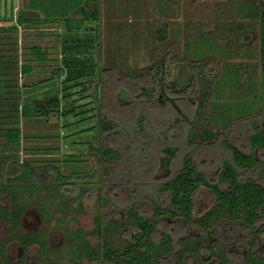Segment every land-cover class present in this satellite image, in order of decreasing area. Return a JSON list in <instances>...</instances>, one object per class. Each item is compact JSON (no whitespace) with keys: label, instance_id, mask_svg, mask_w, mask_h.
I'll return each instance as SVG.
<instances>
[{"label":"rangeland","instance_id":"374dc122","mask_svg":"<svg viewBox=\"0 0 264 264\" xmlns=\"http://www.w3.org/2000/svg\"><path fill=\"white\" fill-rule=\"evenodd\" d=\"M79 1L51 0L50 12L64 15L68 10L67 4L72 7ZM239 1L100 0L101 19L86 23L82 29L70 30L65 27L64 18L36 26H17L18 13L25 4H30V0H0V79L7 77L8 83L17 84L14 88H19L20 82L25 85L28 81L34 83L41 80L34 85L35 97L61 96L65 93L64 79L68 69L63 73L59 66L65 64V56L74 53L85 58V64L93 63L84 77L89 80L85 84L89 88L84 99L77 92L62 100L64 108L88 102L78 107V114L61 116V121L43 119L41 122L23 124L24 137L19 149L7 146L0 134V183L10 184L1 202L9 205L10 209H14L13 197L32 202L25 209L17 229H11L8 223L0 225V264H56L53 260L59 264H74L63 252L67 248L66 231L78 228L95 230V218L99 213L118 223V228L110 235V243L125 247L124 234L136 231L127 223L125 208L132 199H137L140 208L156 219L153 201L162 205L169 201L167 194L158 191L160 182L167 178V170L161 165L163 145L178 144L185 150L191 124H198L200 129L211 126L205 120L209 116L207 110H204L202 117L198 114V103L204 92L198 81H194L187 90L192 97L186 93L172 92L168 85L176 83L181 77L180 57L185 54L186 37L194 41L195 57L216 56L219 62L215 61L209 66L216 68L215 73L220 68L225 69L227 62L242 63L241 80L228 83V89L233 92L230 97L232 100L256 102L262 110L264 74L260 63L259 30L250 29L249 34L245 35L250 47H241L239 35L231 34V22L240 19ZM251 1L256 3V0ZM164 22L168 23L172 33L167 41L160 42L155 35V28ZM173 39L180 40V51L165 57L166 47ZM63 44L67 46L65 49L68 53L63 52ZM33 45H40L47 50L45 61L35 59L31 51ZM186 53L192 56L193 48ZM163 59L166 67L170 68L165 74L169 78L168 83L162 88L158 84L156 99L146 101L141 86L156 84L152 68ZM11 60L17 64L10 69L12 72L3 73L2 67L6 66L4 62ZM24 62H30L35 68L30 75L22 76L20 72V65ZM81 63L75 60L72 67L81 68ZM56 71L65 75L58 76ZM53 74L55 77H52ZM91 85L102 92L100 101ZM48 86L49 89L44 90ZM79 88H72L69 92ZM228 89L222 91L228 94ZM6 92L20 94L19 90L14 89ZM126 96L128 101L124 100ZM8 103L5 101L1 104L4 107L2 114H12ZM97 105L102 112L121 124L119 129L104 133L98 128L100 111L97 109L100 107L90 109ZM141 112L147 114L149 121L146 132L130 136L125 129L133 126ZM91 114L95 115L88 118ZM255 119L261 121L264 130L263 110L260 114L238 119L227 130L231 141L244 150L249 149V138L253 131L251 123ZM8 123H0V126ZM197 138L194 150L197 163L206 174L216 178L221 163L230 159L231 153L222 145L221 136L212 142L202 143L199 131ZM103 144L112 150H119L121 158L117 161L105 159L100 150ZM257 157L264 160V148L257 150ZM181 158L182 153L171 158V174L180 167ZM22 161H29L39 169V187L28 186L29 183L13 187L9 182L11 176L21 171L17 162ZM53 165L60 166L66 175H75L65 184L69 193L65 195L69 196V200L63 204H60L61 197L56 198L52 193L58 190L51 183L54 180ZM249 174L256 175V172H246L244 175ZM261 182L264 185V179ZM60 191L59 194L63 193ZM100 192L114 200L116 206L107 202L100 204L97 200ZM214 202L213 193L201 187L195 197L194 215L198 217L204 214ZM37 203L44 205L45 212L41 213ZM158 229L160 233L164 231L162 222ZM188 232L198 233L199 229L193 225ZM22 234H41L48 241L47 249H53L50 252L43 251L38 242L25 247L20 239ZM205 239L207 244L211 243L210 235ZM58 252L61 254L60 259L55 258ZM193 260L188 259V264H192ZM82 261L86 262V259Z\"/></svg>","mask_w":264,"mask_h":264},{"label":"trees","instance_id":"16d2710c","mask_svg":"<svg viewBox=\"0 0 264 264\" xmlns=\"http://www.w3.org/2000/svg\"><path fill=\"white\" fill-rule=\"evenodd\" d=\"M32 2L34 10L20 11L17 18L18 24L36 26L39 23L58 22L64 18V21H66L65 27L73 30L82 29L88 22L100 20L102 15L100 0H80L72 7L67 4L66 9H68V12L66 11L64 15L50 12L49 6L43 5L41 0H33ZM238 6L240 19L231 22V34L234 36L239 35L241 47H250L249 43L246 42L245 35L249 34L250 29L259 30L260 63L264 74V0H256V3L251 0H240ZM171 33L172 29L166 22L155 28V35L160 42L167 41ZM193 42L188 37L185 38V54H181V57L179 56L180 61H182L179 66L181 77L176 83L174 82L171 85L167 82L169 78L165 74L169 72L170 68L166 67L165 59H163L156 62L152 68L156 84L142 85L141 92L146 96V101H152L158 95L157 85L159 84L162 88L164 84L168 83L172 92L186 93L185 95L192 97L187 90H189L194 81H198L202 86L201 88L204 89L201 102L198 103L197 107L198 114L199 117H202L204 110H207L209 116L205 120L211 126L200 129L198 124H191L187 133L185 150L178 144L166 143L163 145L161 165L167 170L165 174L167 178L160 182L158 191L160 194H167L169 201L166 205L153 201L152 205L156 219L149 217L140 208V203L137 199L129 201L125 207L127 223L134 226L137 232L129 235L123 233L126 239L125 247L120 248L110 243V235L116 231L118 223L116 220H108L103 213H99L96 216L95 230L93 231H87L83 228L66 231L67 248L63 252L69 256V259L74 264H188V259H196L202 263L206 253L218 256L224 264H239L234 257L228 255L221 230L225 228L228 235L235 237L242 233L243 240H245L252 237L254 225L264 218V185L261 182L264 179V160L261 161L257 157V150L264 148L262 123L256 119L252 121L253 131L249 138L248 150H244L233 143L227 135L228 128L234 126L238 119L251 117L260 114L262 110L264 111V84H262V110L256 102L232 100L233 98L230 96L233 95V92L228 89V83L241 80L240 67L243 66L242 63L239 65L227 62L225 69L220 68L215 73L216 68H209V66L215 61L219 62V60L213 54L205 58L195 57L194 50L196 48H194ZM179 46L180 40L173 39L167 45L164 56H171L180 51ZM66 47L63 44L64 53H68L65 49ZM175 48L177 49L174 50ZM191 48H193L192 56L186 53ZM31 51L38 61L42 62L47 59V50L42 46L33 45ZM64 59L65 64L59 66V68L63 70V73L68 69L64 79L66 84L64 87L65 93L61 96L54 95L35 99L23 105L13 103L9 108L10 112H12L11 115L2 114L4 107L1 104H3L4 99L5 81L0 79V118H3L0 123L9 122L0 126V134L5 138L7 146L19 149L22 144L24 135L19 124L20 116L28 119H59L61 116L78 114V107L88 104L86 102L64 108L62 100L70 98L77 92L81 94L80 98L84 99V94L89 88L85 86L86 81L88 82L89 80L84 79V77L91 69V66H93V63L85 64L83 62L85 58L75 56L74 53L70 56L67 54ZM75 60L78 63L82 61L80 64L81 68H73ZM16 64L15 61L11 60L10 62H4L3 65L9 68L15 67ZM246 69L244 68V70ZM22 70L26 72L28 70L31 71L32 68L29 64H22ZM55 73L58 76L65 75H60L57 71ZM52 77H55V75L53 74ZM222 86L225 88H222ZM77 87L80 88L75 90V92H69L70 89ZM90 87L97 95V100L100 101L102 99L100 89L94 88L93 85ZM223 89H228L230 93L226 94L222 91ZM124 100H127V96ZM99 107L97 105L90 109L94 110ZM100 109L101 107L97 109L100 111L98 128L104 133L119 129L121 124ZM94 115L91 114L88 118ZM70 124L72 123H68V125ZM148 124L147 114L141 112L133 126L125 130L130 136L143 134L146 132ZM199 131L201 132L202 143L212 142L218 136H221L222 145L231 153V158L225 159L221 163L216 178L206 174L197 163L194 150L197 146ZM100 150L105 159L109 158L117 161L121 158L119 150H112L105 144L101 145ZM180 153H182L181 165L171 174V158L177 157ZM17 165L21 168V171L8 179L12 186L20 187L29 183L28 186L39 187V183H37V176L40 173L39 169L29 161L17 162ZM52 169L54 171V180L51 182L52 187L63 191L64 194L61 191L59 194L58 190L52 193H54L56 198L61 197L60 204H63L69 200V196L65 195L68 193L65 189V184L73 179L75 175L64 174L60 166L53 165ZM253 171L256 172V175H244L246 172ZM78 177L82 178L81 175H78ZM84 177H87V175H84ZM9 185L0 183V225L8 223L11 229H17L25 209L32 205V202L20 201L18 197H13L14 209H10L9 205L3 204L1 198L9 190ZM201 187H205L213 193L215 204L205 214L195 217V197ZM97 200L100 204L104 202L113 206L117 204L114 200L102 194V192L98 194ZM37 205L41 213L45 212L44 205L41 203H37ZM161 222L164 224L165 229L160 233L158 226ZM193 225L198 227V233L192 234L188 232V229ZM208 235L216 237L210 247L206 245L205 237ZM20 239L25 247L38 242L43 251L50 252V249H53H47L48 241L46 238L41 237V234H22ZM249 244V257L243 264H250V260L256 256V252L253 250L254 240ZM3 252L5 253V250ZM60 257V253L55 256L56 259H60ZM83 258L86 259V262L82 261ZM53 261L59 264L55 260ZM254 264H260V260Z\"/></svg>","mask_w":264,"mask_h":264},{"label":"flooded vegetation","instance_id":"af4514ba","mask_svg":"<svg viewBox=\"0 0 264 264\" xmlns=\"http://www.w3.org/2000/svg\"><path fill=\"white\" fill-rule=\"evenodd\" d=\"M136 232L137 229L133 233ZM221 234L223 235V240L226 243L225 245L227 246L228 255L234 257L237 263L243 264V262L249 257V243L254 240L253 250L256 252V256L254 257V259L252 258L250 260V264H254L258 260H260V264H264V218L260 220L256 225H254V233L251 238L243 240L242 233H239L238 237L228 235L227 230L225 228L221 230ZM210 238L212 239L210 244H207L206 241L207 247H210L212 243L216 240V237L213 235H210ZM193 261L194 262H192V264H224L221 258L216 255L213 256L209 253H206V255H204V261L202 263L198 262L196 259H194Z\"/></svg>","mask_w":264,"mask_h":264},{"label":"crops","instance_id":"0c3cea01","mask_svg":"<svg viewBox=\"0 0 264 264\" xmlns=\"http://www.w3.org/2000/svg\"><path fill=\"white\" fill-rule=\"evenodd\" d=\"M33 0H30V4L29 3H27V4H25V6H24V8H23V10L22 11H31V10H34V7H32V4H33V2H32ZM51 0H41V2L43 3V5H47V6H49V9L51 10V7H50V5H51V2H50ZM64 0H62V2H63ZM53 4H54V2H53ZM63 4V3H62ZM19 14V13H18ZM17 18H18V16H17ZM17 24H18V20H17ZM20 25H23V26H26V27H29V26H27V25H25V24H18V26H20ZM22 64H29L30 66H31V68H32V70L30 71V70H28V71H26V72H24L23 70H22ZM21 65H20V72H21V74H22V76H24V75H30V73H32V72H34V70H35V68H34V66L30 63V62H24V63H22ZM4 67V66H3ZM2 67V68H3ZM28 67V66H27ZM10 69H13L12 67H9V68H7L6 66H5V68L3 69V73H5V72H7V71H9ZM15 69V68H14ZM15 71V70H14ZM10 72H12V70H10ZM9 72V73H10ZM13 75H15V74H13ZM5 78H7V77H4V81H5V93H4V99H3V103L5 102V101H9V103L8 104H16V103H19L20 105H23V104H25V103H28V102H30V101H32V100H35V99H42V98H45V97H35L34 95H35V92H34V85L35 84H38V83H40V82H42L41 80L40 81H37V82H34V83H32V82H30V81H28V83H26L25 85H23L21 82H20V87L18 88H14L15 87V85H17V84H11V83H8L7 82V80H5ZM27 82V81H26ZM7 85H9L10 87H7ZM19 90V92H20V94H16V93H14V94H12V93H7L6 91L7 90ZM44 89V88H43ZM47 89H49V86H48V88H45L44 90H47ZM7 96H9L10 98H6ZM54 96V95H53ZM18 97V98H17ZM19 99V100H18ZM44 118H32V119H28V118H25V117H22V116H20L19 117V124H20V127H21V129H22V131H23V124H26V123H29V122H37V121H40L41 122V120H43ZM45 120V119H44ZM61 121V117L58 119V118H53V119H50L49 121Z\"/></svg>","mask_w":264,"mask_h":264}]
</instances>
